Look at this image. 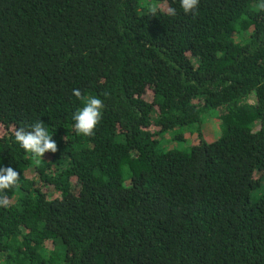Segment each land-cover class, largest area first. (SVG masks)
<instances>
[{
  "label": "trees",
  "instance_id": "1",
  "mask_svg": "<svg viewBox=\"0 0 264 264\" xmlns=\"http://www.w3.org/2000/svg\"><path fill=\"white\" fill-rule=\"evenodd\" d=\"M144 1L0 0V264H264V0Z\"/></svg>",
  "mask_w": 264,
  "mask_h": 264
},
{
  "label": "clouds",
  "instance_id": "2",
  "mask_svg": "<svg viewBox=\"0 0 264 264\" xmlns=\"http://www.w3.org/2000/svg\"><path fill=\"white\" fill-rule=\"evenodd\" d=\"M180 5L185 13L192 12L198 5V0H180ZM175 14V10H171ZM73 95L81 98L79 89H73ZM102 100L95 96L87 97L84 106L73 113L72 119L74 127L78 134L84 136L91 135L102 114ZM15 142L34 158H40L46 151H56V143L51 139L49 130L44 126L42 121H36L29 126V130L20 127L14 132ZM18 172L11 166L0 165V192L15 186L18 182ZM8 199L0 198V206L7 207Z\"/></svg>",
  "mask_w": 264,
  "mask_h": 264
},
{
  "label": "rangeland",
  "instance_id": "3",
  "mask_svg": "<svg viewBox=\"0 0 264 264\" xmlns=\"http://www.w3.org/2000/svg\"><path fill=\"white\" fill-rule=\"evenodd\" d=\"M143 4L147 7V9H156V8H162L164 10H166L168 8V4L166 2H156L155 0L151 1L150 3H148L146 0L143 2ZM210 114H206L204 115V120L202 122V124H198L196 125L195 129H197V127H200L202 129V131L204 133H207L209 129H213L212 132H215L218 136L220 135V129H219V123H218V119L215 116H208ZM218 126V128H217ZM4 133V127L0 122V135H2ZM189 133V132H188ZM196 133V132H195ZM197 134V133H196ZM169 135L167 134L166 137H168ZM198 140L196 138H188L183 142H175L173 144H167L168 147H177V148H188L189 146H191L192 144L196 143ZM164 148H167L166 145H163ZM261 194L260 191H255L253 193V198H256L257 196H259Z\"/></svg>",
  "mask_w": 264,
  "mask_h": 264
}]
</instances>
